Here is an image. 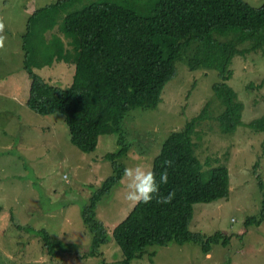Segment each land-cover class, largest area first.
<instances>
[{
  "label": "rangeland",
  "instance_id": "1",
  "mask_svg": "<svg viewBox=\"0 0 264 264\" xmlns=\"http://www.w3.org/2000/svg\"><path fill=\"white\" fill-rule=\"evenodd\" d=\"M59 1L0 0V264H119L123 254L112 231L134 207L124 199L126 179L122 176L96 205L95 217L108 234L99 256H85L92 240L81 216L93 191L112 174L105 155L118 149V135H100L95 150L83 152L71 143L63 114H38L26 104L30 78L23 43L33 73L59 88L72 82L75 50L62 26L63 16L78 3L57 5ZM118 1L134 5L139 14L149 10L147 0ZM244 1L253 7L264 3ZM39 9L43 10L34 19ZM65 55L68 61L61 58ZM176 67L156 109L137 108L124 116L121 127L129 149L119 161L125 168L140 165L151 170L170 133L184 128L207 106V116L192 134L194 151L205 178L212 167L227 166L229 195L194 204L189 229L209 236L222 232L231 238L225 246L213 244L207 253L192 242L150 246L152 257L145 253L130 264H264V220L258 226L244 224L247 217L259 215L263 199L258 181L264 185V133L246 124L264 114V48L231 61L227 83L243 104V124L233 133L222 132L213 118L222 111L212 90L216 70H189L182 61ZM41 228L63 246L55 257L48 255L35 232Z\"/></svg>",
  "mask_w": 264,
  "mask_h": 264
},
{
  "label": "trees",
  "instance_id": "2",
  "mask_svg": "<svg viewBox=\"0 0 264 264\" xmlns=\"http://www.w3.org/2000/svg\"><path fill=\"white\" fill-rule=\"evenodd\" d=\"M81 1L57 3H78L63 16L62 32L75 50L71 56L74 75L68 87L50 85L33 73L26 61L24 43L22 49L25 50L24 68L30 78L26 104L31 110L42 115L63 114L71 143L83 152L94 151L100 135H118V149L105 155L111 161L112 174L93 191L81 212L92 240L85 253L89 257L102 254L100 247L108 237L103 222L95 217L96 205L101 196L120 182L125 168L119 159L129 148L121 122L133 109L158 107L165 84L176 76L177 62H185L189 70H216L218 80L213 82L212 90L221 102L222 111L213 118L224 133H233L243 124V104L237 101L236 92L227 83L232 77L229 67L235 56L264 48V3L253 7L244 0H147L148 12L139 14L134 5L127 6L118 0H90L82 5ZM42 10L34 12L33 18ZM243 44L246 46L240 48ZM61 58L69 60L67 55ZM207 108L184 128L171 132L153 159L151 171L157 181L165 168L168 172V183L160 185L157 196L174 192L171 203L158 204L154 198L148 204H136L113 228L112 237L123 254L119 264H130L145 253L152 257L155 252H148L147 248L154 245L192 242L207 253L213 244L229 243L230 236L222 232L209 236L189 229L194 204L225 199L229 195L227 166L212 167L205 178L194 151L192 134L207 116ZM246 125L264 133V114ZM165 161H171V166ZM256 164L257 161L254 170ZM258 186L263 194L260 213L247 217L246 226H258L264 220L262 180ZM35 232L48 255L55 257L58 250H63L62 244L46 229Z\"/></svg>",
  "mask_w": 264,
  "mask_h": 264
},
{
  "label": "clouds",
  "instance_id": "3",
  "mask_svg": "<svg viewBox=\"0 0 264 264\" xmlns=\"http://www.w3.org/2000/svg\"><path fill=\"white\" fill-rule=\"evenodd\" d=\"M171 163V161H165L168 166H171ZM122 175L127 181L124 199L133 205L148 204L154 198L158 204H169L174 199V192H169L166 196H157L160 185L168 183L167 168L160 173L158 181L153 171L140 165L124 168ZM224 235L231 238V235Z\"/></svg>",
  "mask_w": 264,
  "mask_h": 264
}]
</instances>
